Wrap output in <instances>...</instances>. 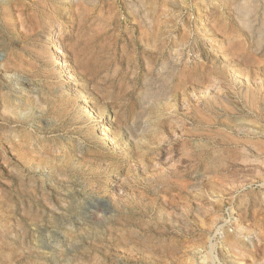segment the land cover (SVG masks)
Instances as JSON below:
<instances>
[{"label":"rangeland","instance_id":"1","mask_svg":"<svg viewBox=\"0 0 264 264\" xmlns=\"http://www.w3.org/2000/svg\"><path fill=\"white\" fill-rule=\"evenodd\" d=\"M260 88L264 0H0V264H264Z\"/></svg>","mask_w":264,"mask_h":264},{"label":"bare ground","instance_id":"2","mask_svg":"<svg viewBox=\"0 0 264 264\" xmlns=\"http://www.w3.org/2000/svg\"><path fill=\"white\" fill-rule=\"evenodd\" d=\"M257 87V86H256ZM258 88V87H257ZM255 91V92H254ZM253 91V101H254V105H253V107H254V110H255V106H257L258 104H259V102H257L256 101V103H255V100H260L261 101V96H260V94L262 93V95L264 94V90H261V88L260 89H255ZM254 95H255V97H254ZM262 97H264V95L262 96ZM2 98H3V100H5V97L4 96H2ZM255 99V100H254ZM11 100V99H10ZM15 100V99H14ZM9 101V100H8ZM253 104V103H252ZM18 105V104H17ZM21 105V104H20ZM23 106V105H22ZM86 106H87V108L91 111V112H94V110L90 107V106H88V104H86ZM21 109H22V107H21ZM26 110V109H25ZM253 110V111H254ZM23 112V111H22ZM256 113H257V115L259 114L257 111H255ZM255 114V113H254ZM256 115V116H257ZM5 119H4V121H6L7 119V121L5 122V124L7 123V124H11V123H19V122H21L20 120L22 119V120H27V118L26 117H24V118H22L21 116H20V114H19V109L18 108H11V107H8V108H6V113H5ZM258 119V118H257ZM34 120V119H33ZM4 124V125H5ZM21 124V123H20ZM12 128V127H11ZM246 134V133H245ZM247 135V134H246ZM213 144V143H212ZM228 144H230V143H228ZM241 145V144H240ZM21 150V149H20ZM207 151L208 150H206V148H202V150H201V158L202 159H204V162L205 161H207V159H206V154H207ZM210 157H212V155L210 156ZM210 163H211V168L212 169H214V167L216 166V159H214L213 157H212V159H211V161H210ZM209 163V164H210ZM232 165V164H231ZM201 166V165H200ZM223 188V187H222ZM216 192V191H215ZM139 234H140V232H139ZM229 243V245L231 246V247H233V248H235L236 247V242L235 241H229L228 242ZM225 245V244H224Z\"/></svg>","mask_w":264,"mask_h":264}]
</instances>
